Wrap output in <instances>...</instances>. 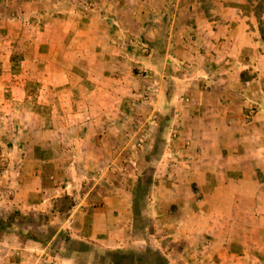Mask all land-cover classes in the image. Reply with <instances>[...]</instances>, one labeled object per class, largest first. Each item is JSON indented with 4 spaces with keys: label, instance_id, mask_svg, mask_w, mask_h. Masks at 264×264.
<instances>
[{
    "label": "rangeland",
    "instance_id": "obj_1",
    "mask_svg": "<svg viewBox=\"0 0 264 264\" xmlns=\"http://www.w3.org/2000/svg\"><path fill=\"white\" fill-rule=\"evenodd\" d=\"M118 3L0 0V264H264L257 246L232 260L194 241L183 253L173 235L184 215L157 216L156 188L182 162L180 113L192 108L180 82L200 87L203 42L173 37L181 63L169 95L155 97L148 84L166 70L140 62L152 23L117 15ZM245 13L264 34V0ZM187 42L195 49L178 52Z\"/></svg>",
    "mask_w": 264,
    "mask_h": 264
},
{
    "label": "crops",
    "instance_id": "obj_2",
    "mask_svg": "<svg viewBox=\"0 0 264 264\" xmlns=\"http://www.w3.org/2000/svg\"><path fill=\"white\" fill-rule=\"evenodd\" d=\"M118 2L114 5L118 6L117 15H135L152 23L142 27L154 44L149 48L150 56L140 62L156 72L166 70L164 76L152 74L155 85L148 86L155 97L162 88L169 95L174 79L170 68L181 63L174 58L173 37L203 42L200 87L194 90L197 85L191 77L180 82L192 108L179 114L188 123L183 127L186 139L179 143L183 157L178 163L182 162L175 167L180 171L171 169L156 188L153 202L157 216L165 208L169 214L180 211L184 215L179 235H173L183 253L194 241L205 249L204 257L213 258L217 253L232 260L234 251L244 245L257 246L264 254V39L255 25L256 16L245 13L250 0ZM208 2L213 4L211 10L206 9ZM175 24L181 31L174 29ZM164 33L167 44L157 45L156 38ZM190 43L178 52L193 51L195 46ZM181 65L187 67L184 61ZM250 69L256 75L242 78V72ZM186 199H192L191 205ZM174 205L179 210H173Z\"/></svg>",
    "mask_w": 264,
    "mask_h": 264
},
{
    "label": "trees",
    "instance_id": "obj_3",
    "mask_svg": "<svg viewBox=\"0 0 264 264\" xmlns=\"http://www.w3.org/2000/svg\"><path fill=\"white\" fill-rule=\"evenodd\" d=\"M260 34H261L262 38L264 39V34L263 33H260Z\"/></svg>",
    "mask_w": 264,
    "mask_h": 264
}]
</instances>
